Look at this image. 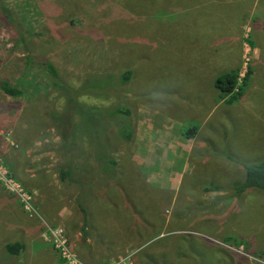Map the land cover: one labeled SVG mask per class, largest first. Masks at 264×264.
Here are the masks:
<instances>
[{
    "label": "rangeland",
    "instance_id": "rangeland-1",
    "mask_svg": "<svg viewBox=\"0 0 264 264\" xmlns=\"http://www.w3.org/2000/svg\"><path fill=\"white\" fill-rule=\"evenodd\" d=\"M18 35L71 86L86 71L131 70L116 101L130 109L133 134L146 139L134 152L153 157L139 170L168 186L157 183L155 203L136 195L141 190L133 187L144 184L128 159L135 136L123 142L111 127L116 166L112 177L94 178L83 205L84 236L76 187L56 179L60 140L48 113L62 108L63 96L33 67L22 96L0 92V138L30 149L29 158L44 155L54 176L39 180L38 192L0 152L11 180H0V244L24 245L14 264H264V193L236 189L244 174L239 163L264 161V0H0V78L11 83L24 65ZM230 68L245 79L240 98L226 105L209 94L208 80ZM198 103L211 107L200 114ZM160 140H172L168 149L190 145V153L161 162Z\"/></svg>",
    "mask_w": 264,
    "mask_h": 264
},
{
    "label": "trees",
    "instance_id": "trees-1",
    "mask_svg": "<svg viewBox=\"0 0 264 264\" xmlns=\"http://www.w3.org/2000/svg\"><path fill=\"white\" fill-rule=\"evenodd\" d=\"M5 15L6 22L12 21L10 13L7 12ZM12 29V31H19L16 26ZM16 39L22 41L23 44L22 74L13 83L0 78V92L10 97L22 96L23 77L34 69L33 67L44 71L53 91L56 93L61 91L64 101L62 108L55 111L50 110L48 113L51 127L56 131L60 140L59 145L54 147L59 153L56 179L63 186L76 187L73 201L80 213V227L83 230L86 224L83 202L92 192L94 178L99 175L112 177L114 174L116 161L110 152L108 130L113 127L114 134L123 142H128L132 138L130 109L118 104L115 94L116 90L129 80L131 70L124 69L116 74L106 70L86 71L79 82L71 86L59 80L52 63L37 57L30 50L27 46L28 38L18 35ZM91 77H93L92 80H90ZM243 79L245 78L239 77L238 68H230L214 76L212 85L223 102L232 104L242 94ZM84 92L89 94L90 98L81 97ZM45 95L43 93L41 97L44 98ZM188 131L191 134L194 133L195 127H190ZM90 158L93 159V163L89 160ZM239 164L244 174L236 189L250 188L264 193V161L240 162ZM128 194L131 195L130 190ZM149 197L152 198L153 195ZM142 198L139 199L140 202ZM23 247V243L16 239L0 244V264H14Z\"/></svg>",
    "mask_w": 264,
    "mask_h": 264
},
{
    "label": "crops",
    "instance_id": "crops-1",
    "mask_svg": "<svg viewBox=\"0 0 264 264\" xmlns=\"http://www.w3.org/2000/svg\"><path fill=\"white\" fill-rule=\"evenodd\" d=\"M216 75H214V76H216ZM213 77H210V79L208 80V84H209V87H210L209 94L213 93L214 94V98L216 97L218 100H220V101L222 100L223 101V99L219 98V95H218L217 90L212 85ZM223 103L226 104V105H228L225 102H223ZM197 107L199 109L198 110L199 113L200 114H202V113L204 114L205 109H207L208 107H211V105L208 103L206 105V107L203 108V106L198 103ZM3 114L6 115V113H3ZM3 114H2V112L0 110V117L3 116ZM1 123H2V119L0 120V128L2 129ZM165 130H166V128H163V129L157 130V132H160V131H164L165 132ZM143 131H145V130H143ZM196 132H197V130H196ZM196 132L192 133L190 137H192L193 135L195 136ZM132 135L135 136V139H134V145H133L132 154L130 155V158L128 157V159L131 162H133L135 168H137L138 169V172H140V175H142V177H143V184H144L143 185L144 186L143 188H135L133 191L136 193V191L138 189L141 190V191H139L136 194L137 196H140V195H142V196H149V195L156 196L157 195L156 194V191H157L156 190V185H157V183H160L159 185H162L163 183L165 184L166 182H165L164 179L156 176V173L155 172H151V173L144 174L143 172H141L139 170V166L140 165H142L143 163H150V162H152L153 161V157L150 160H148L147 157H148V154L149 153H145L144 154L145 157H140V156H138L134 152V149H136V145L138 143L141 145L146 139L143 138V134H142V136H139V138H137L138 137V134H135V135L132 134ZM170 141H172V140H160V142L162 143V146L160 148L161 151L158 152V154H159V156L162 159L161 162H163V160H164V163H167V160L170 163H172L173 161H178V162L182 161L184 159V157L187 156L188 153H190L189 152V150H191L190 149V145H188V147L186 148V150H180L179 148L177 149V147H172V148L168 149L167 146L170 143ZM52 142H54V141H52ZM173 142H175V143L178 144L180 141H173ZM23 147L24 146H20V149H14L13 147H10V146L7 147L2 142V139L0 138V152L3 154L6 162L12 167L13 171H16L17 170V172L20 173L21 175H23V177H25L26 179H31L32 182H33V184H36L37 188L40 189V190H38V192H41L42 189L40 188L39 180H41V179H44L45 180L46 174L47 175H50L49 173H52L53 176H54V174H53V172H51L50 169H48V168H50V164L45 163L43 161L44 160L43 159L44 157H42V156H44V155H35L32 158H29L30 157V153H31L30 152V149H29V152L28 151L23 152V150H24ZM37 151H39V150L37 149L35 152H37ZM196 153H197V151H196ZM19 156H21V158H19ZM49 158H51V155H49ZM28 159L37 160L38 165L41 164L40 166L41 167H44L46 169H41L40 168L39 170H35V169L30 168L29 163L27 162ZM53 162H54V160H53ZM160 164L158 165L159 167H160ZM177 175H176V177H177ZM176 177H173V179L176 180ZM157 179H160V182H157ZM55 180H53V182H56ZM163 180H164V182H163ZM166 186H168L167 183H166ZM91 194H92V192H90L88 198L91 196ZM88 198L87 199H84V202L85 201H88ZM102 201H103V197L100 199V202H102ZM84 202H83V205H84ZM135 202H137V200H135ZM151 202H154V203L157 202V198L152 197ZM82 229H83L82 232L84 233L83 235L86 236V234H87V232H86L87 231L86 230V224H85L84 228H82ZM80 231H81V229H80ZM13 240H15V239H13ZM16 240H19V239H16ZM19 241H21L23 243L22 240H19ZM22 254H23V252L21 251L19 253V255L17 256V259ZM33 256L35 258L37 256V254H35ZM17 259H16V261H17Z\"/></svg>",
    "mask_w": 264,
    "mask_h": 264
},
{
    "label": "built area",
    "instance_id": "built-area-1",
    "mask_svg": "<svg viewBox=\"0 0 264 264\" xmlns=\"http://www.w3.org/2000/svg\"><path fill=\"white\" fill-rule=\"evenodd\" d=\"M0 180H1L5 185L7 184V182H8L9 184H11V180H10V179H6L5 173H4V171H3L2 167H1V165H0ZM62 254H64V253L62 252ZM67 258H68V256H67ZM70 264H72V263H70Z\"/></svg>",
    "mask_w": 264,
    "mask_h": 264
}]
</instances>
